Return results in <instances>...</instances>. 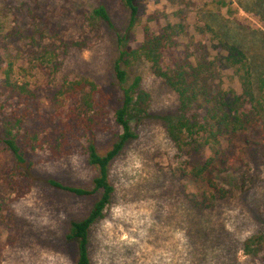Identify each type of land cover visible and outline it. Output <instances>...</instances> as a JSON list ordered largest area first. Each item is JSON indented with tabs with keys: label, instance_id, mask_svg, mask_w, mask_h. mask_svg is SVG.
Returning <instances> with one entry per match:
<instances>
[{
	"label": "rangeland",
	"instance_id": "1",
	"mask_svg": "<svg viewBox=\"0 0 264 264\" xmlns=\"http://www.w3.org/2000/svg\"><path fill=\"white\" fill-rule=\"evenodd\" d=\"M28 1L30 8L9 9L8 19L0 15V25L6 29L0 31L1 39L14 27L33 33L36 27L44 30L35 40L29 39L32 33H13L16 79L38 88L44 97L61 90L67 79L88 80L108 94L115 93L116 34L91 15L104 5L116 27L123 30L129 14L121 0ZM143 4L145 12L134 31L136 48L144 40V28L159 32L168 25H182L180 49L193 59L227 58L233 45L248 56L255 78L264 77V0H143ZM28 9H34L33 14ZM129 72L132 80L141 77L151 103L148 116L140 123L132 122L137 139L110 167L115 192L104 217L90 232L92 263L264 264V160L251 157L253 184L248 190L241 191L236 179L225 181L233 189L232 196L210 210L197 209L188 196L200 193L201 187L175 174L182 160L167 130L168 122L179 113V97L154 74L149 62L139 61ZM221 78L225 90L242 93L234 69L223 67ZM65 109L68 116L73 110L71 118L78 113L81 121L79 98L71 99ZM54 110L47 108L44 119L54 144L43 139L44 148L32 159L35 184L19 197L18 184L0 181V238L6 244L0 264L78 262V244L67 236L71 224L85 219L98 197H77L46 181L90 189L97 170L88 164L85 134L69 138L67 145L75 150L63 154L66 139L59 125L67 114L53 118ZM102 120L108 126L97 132L95 143L105 153L114 142L113 122L107 117ZM16 179L25 185L22 176ZM254 237L259 238L254 247L261 251L248 255L245 243Z\"/></svg>",
	"mask_w": 264,
	"mask_h": 264
},
{
	"label": "trees",
	"instance_id": "2",
	"mask_svg": "<svg viewBox=\"0 0 264 264\" xmlns=\"http://www.w3.org/2000/svg\"><path fill=\"white\" fill-rule=\"evenodd\" d=\"M14 3L19 4L15 6ZM121 3L129 14L123 30L116 27L104 5L94 9L91 15L93 21L116 34L118 56L113 72L117 90L112 94L91 81L67 79L61 90L49 92L44 97L38 88L33 89L29 83L16 79L12 45L16 42L13 33L20 28H11L3 39L0 34V181L18 184L21 188L19 197L35 184L32 159L44 148L43 139L54 144L46 131L47 121H44L47 108L56 110L53 118L67 114V120H62L63 124L59 125L66 139L63 154L75 150L74 145H67L69 138L81 137L80 134L88 136L85 145L88 164L97 170L92 188L67 186L55 179L46 181L48 186L77 197H98L89 215L71 224L67 236L69 242L78 244L77 264H93L90 232L104 217L115 192L110 182V167L125 147L138 137L132 122H142L149 113L151 97L143 90L141 77L132 80L130 76L129 69L135 63L149 62L154 74L179 97V113L168 122L167 130L178 158L182 160L175 174L201 187L200 193L188 196L194 207L210 210L231 197L233 189L224 185L231 179H236L241 191L248 190L253 184L251 157L259 156L264 160V77L255 78L248 56L240 48L230 45L227 58L212 61L200 56L193 59L187 51L180 49V38L184 34L182 25H168L159 32L146 27L144 40L136 48L134 31L145 12L143 0H121ZM27 7L30 8L28 0H0V15L7 18L5 13L9 9L21 12ZM28 12L33 14L34 9H28ZM1 30L3 25H0ZM43 31L36 27V33L27 28L18 33L22 36L32 33L29 39L35 40ZM10 39L12 43L7 42ZM223 67L235 70L242 85L241 94L224 89ZM76 98H79L81 121L78 113L71 118L73 110L68 116V109H65L67 103ZM103 117L113 122L114 135V142L105 153H101L95 143L97 132L108 126ZM57 150L56 144L53 148L55 156ZM19 176L23 177L25 185L17 183ZM258 240L257 237L247 240L246 254L257 255L261 251L254 247ZM5 248L6 244L0 238V260Z\"/></svg>",
	"mask_w": 264,
	"mask_h": 264
}]
</instances>
